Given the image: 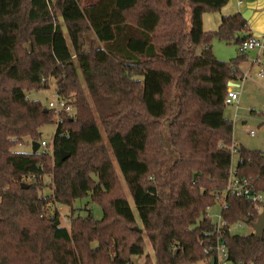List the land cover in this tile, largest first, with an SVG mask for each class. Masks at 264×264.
<instances>
[{"label":"trees","instance_id":"obj_1","mask_svg":"<svg viewBox=\"0 0 264 264\" xmlns=\"http://www.w3.org/2000/svg\"><path fill=\"white\" fill-rule=\"evenodd\" d=\"M230 2L0 0V264H205L220 239L234 264H264V236L231 234L257 222L252 203L228 198L219 235L208 217L233 148L237 175L264 194V152L235 147L225 116L247 54L226 63L212 49L251 40L249 22L239 13L204 29ZM53 81L74 114L31 100ZM53 124L51 152H14L41 144ZM104 167L99 183L94 168ZM83 183L104 218L78 215L63 228L58 208L86 198Z\"/></svg>","mask_w":264,"mask_h":264},{"label":"rangeland","instance_id":"obj_2","mask_svg":"<svg viewBox=\"0 0 264 264\" xmlns=\"http://www.w3.org/2000/svg\"><path fill=\"white\" fill-rule=\"evenodd\" d=\"M56 3V0H52ZM243 6L242 10L244 13L250 12L249 15V27L251 29V34L254 39L259 40L264 38V0H242ZM252 13V14H251ZM209 27H206L208 29ZM213 54L217 60L221 62H230L236 58L241 52L239 46L234 44H227L223 41L216 40L213 43ZM202 55V50L198 52ZM247 54V60L240 65V69L243 71L244 75H249V78L237 83L238 88H235L241 93L239 104L228 106L225 112L227 119L234 124V137L233 142L235 147H244L245 149L252 151L264 152V107L259 103L258 97H264V76L261 78L258 74L260 70L264 69V63L262 67L256 64V59L260 55L259 50L250 51ZM31 100L40 101L43 105L48 106V103L56 100V83L53 81L50 89L41 92H35L30 95ZM57 121V120H56ZM57 126L55 124L47 126L42 129V140L45 141L49 146L47 151H52L53 138L56 134ZM253 133V136H252ZM74 149L76 147V135L73 134L72 137ZM41 151V149H40ZM16 153H31L32 144L26 142L25 144L19 145L15 148ZM72 157L74 160L77 159L75 151L73 150ZM114 166L118 170V165L114 159ZM239 163V156L234 154L232 168H236ZM107 167V166H106ZM106 168L98 169L94 168L95 176L97 182H103L107 178ZM120 178L123 180L122 175ZM45 195H50L51 191L48 186L51 183L50 178H45ZM106 184L98 185L99 191L107 190ZM82 190L86 195L84 199H79L76 201L73 209L68 207L59 206L58 210L60 212L61 227L70 228V218L76 217L78 215L87 216L90 213L98 220L104 218V213L97 205L90 202L89 195H91V190H89L85 183L82 184ZM129 203L136 214L135 203L133 199L129 197ZM209 216L212 221L217 224L221 222V207L216 205L209 210ZM137 221L139 218L136 214ZM231 234L234 236L247 237L255 235V229L253 226L248 224L236 225L231 228ZM146 254L151 255L154 259V252L150 245H148ZM134 264H144L145 257L142 259L134 258ZM121 262H119L120 264Z\"/></svg>","mask_w":264,"mask_h":264},{"label":"built area","instance_id":"obj_3","mask_svg":"<svg viewBox=\"0 0 264 264\" xmlns=\"http://www.w3.org/2000/svg\"><path fill=\"white\" fill-rule=\"evenodd\" d=\"M243 2L239 1L238 6L242 7ZM253 50H259L260 55L256 59V64L260 67H262L264 63V38L256 40L252 38L251 40L245 41L241 47L240 52L243 54H246ZM261 78L264 76V69L260 70L258 74ZM249 78V75H244V80ZM238 88V87H237ZM241 93L238 92L235 88H229L228 90V96L226 99V105L232 106V105H238L240 100ZM56 100L54 99L53 102L48 103V109L55 111L57 114L61 112H66L68 114H74L75 110L73 107L69 106L67 102L59 97L56 93ZM253 136V133H252ZM41 150L46 153L50 152L47 151V149L50 147L45 141H43L41 144ZM49 146V147H48ZM40 151V150H39ZM232 154H237V149H232ZM228 198H235V199H242L245 201H248L252 203L255 207L258 213L261 215L264 209V194L258 193L255 191L254 188L251 187L249 182L241 178L237 175L236 169L232 168L229 174V179L227 181V184L225 186V190L223 193H221L219 196L216 197L217 205L219 204L221 207V222L217 223V232L218 235L221 234L222 230L225 228V222L222 217V211L226 208V202ZM136 211V207H135ZM137 214V211H136ZM135 214V216H136ZM208 217L209 212H208ZM243 225V224H240ZM214 257L212 259H215V264H234L229 256V252L227 247L223 244L222 240L218 242L217 246L214 250ZM211 260H209L205 264H210Z\"/></svg>","mask_w":264,"mask_h":264},{"label":"crops","instance_id":"obj_4","mask_svg":"<svg viewBox=\"0 0 264 264\" xmlns=\"http://www.w3.org/2000/svg\"><path fill=\"white\" fill-rule=\"evenodd\" d=\"M239 1H242V0H231L230 4L226 8H224L221 13H217V14H213V15H205V17H204V29H205V31L210 32V31L217 30L220 23H221L222 17H224V16H230V15H235V14H239V13L245 14L244 10H242V7L238 6ZM246 13H248V12H246ZM206 27H209V28L206 29Z\"/></svg>","mask_w":264,"mask_h":264},{"label":"water","instance_id":"obj_5","mask_svg":"<svg viewBox=\"0 0 264 264\" xmlns=\"http://www.w3.org/2000/svg\"><path fill=\"white\" fill-rule=\"evenodd\" d=\"M249 15L250 12L243 14V18L246 21H249ZM238 85L235 83H229V88H237ZM258 101L259 103L264 107V97H258ZM41 148L40 143H33L32 144V153L36 154L37 152H39ZM67 158H70V155L67 154L66 156H63V160H66ZM245 224H249V221H246ZM254 229H255V236L257 239H262L264 236V209L263 212L261 213V215L259 216L257 222L253 225ZM135 231H139L140 233L143 232L142 229L136 228ZM210 264H215V259H212Z\"/></svg>","mask_w":264,"mask_h":264}]
</instances>
